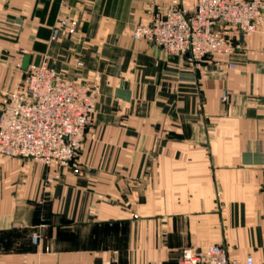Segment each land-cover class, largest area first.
Listing matches in <instances>:
<instances>
[{
  "label": "crops",
  "instance_id": "1",
  "mask_svg": "<svg viewBox=\"0 0 264 264\" xmlns=\"http://www.w3.org/2000/svg\"><path fill=\"white\" fill-rule=\"evenodd\" d=\"M157 5L196 0H0V98L45 57L101 85L81 170L0 154V264H177L214 243L264 264V25L191 63L132 36ZM62 16L77 31L53 40Z\"/></svg>",
  "mask_w": 264,
  "mask_h": 264
},
{
  "label": "built area",
  "instance_id": "2",
  "mask_svg": "<svg viewBox=\"0 0 264 264\" xmlns=\"http://www.w3.org/2000/svg\"><path fill=\"white\" fill-rule=\"evenodd\" d=\"M263 25L264 0H196L191 12L157 5L150 21L134 25L132 36L158 44L165 56L201 63L216 54H235L243 48L241 37ZM77 26L76 19L62 16L53 25L51 38L57 39L64 30L75 33ZM100 96L99 73L78 81L64 78L48 57L30 63L16 89L0 98V154L78 172L76 155L93 123ZM227 98L224 92L222 100ZM40 237L36 232L32 239L37 243ZM102 264L121 263L107 260ZM177 264L242 263L231 259L224 244L214 243L205 248H183ZM243 264L257 263L248 256Z\"/></svg>",
  "mask_w": 264,
  "mask_h": 264
},
{
  "label": "rangeland",
  "instance_id": "3",
  "mask_svg": "<svg viewBox=\"0 0 264 264\" xmlns=\"http://www.w3.org/2000/svg\"><path fill=\"white\" fill-rule=\"evenodd\" d=\"M208 58H209V57H208ZM97 111H98V110H97ZM94 118H95V116H94ZM93 121H94V120H93ZM92 124H93V123H92ZM92 124H91V125H92ZM91 125H90V126H91ZM90 126H89V127H90ZM88 129H89V128H88ZM86 134H87V133H86ZM83 144H84V140H83ZM83 144H82V147H81V149L79 150L78 154L76 155V164H77V165H80V166H82V162H81V159H80V157H79V153H80V151H81L82 148H83ZM80 166H79V167H80ZM80 170H81V169H80Z\"/></svg>",
  "mask_w": 264,
  "mask_h": 264
}]
</instances>
